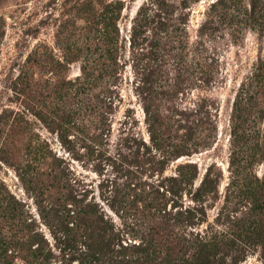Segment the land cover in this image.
Instances as JSON below:
<instances>
[{
	"label": "rangeland",
	"instance_id": "1",
	"mask_svg": "<svg viewBox=\"0 0 264 264\" xmlns=\"http://www.w3.org/2000/svg\"><path fill=\"white\" fill-rule=\"evenodd\" d=\"M200 245L264 264V0H0V264Z\"/></svg>",
	"mask_w": 264,
	"mask_h": 264
},
{
	"label": "trees",
	"instance_id": "2",
	"mask_svg": "<svg viewBox=\"0 0 264 264\" xmlns=\"http://www.w3.org/2000/svg\"><path fill=\"white\" fill-rule=\"evenodd\" d=\"M207 186H208V175L206 176V178L202 182V188L205 190ZM195 211H198V210H195ZM182 215L185 216V218H186V221H187L186 226H189V225H191L193 223V219L195 218V214H194V212L191 209H187L185 212L182 211L181 216ZM184 224H185V221H184ZM107 247H108V245L106 244V249H107ZM205 249H206L205 246L200 245L199 252L197 254V258L195 257V255H196L195 254L193 256V260H195V261H193L190 264H207L206 261H205V260H207L206 259L207 258V254L204 255ZM197 251H198V249H197ZM140 254L143 255V257L145 256L144 254H142V251L140 252ZM124 255H126V254H124ZM50 259H51V255L50 254L42 256V260L44 261V264H47L50 261ZM117 263L118 264H131V262L126 260L125 258L121 259L120 262L117 261ZM154 264H156V263H154Z\"/></svg>",
	"mask_w": 264,
	"mask_h": 264
}]
</instances>
